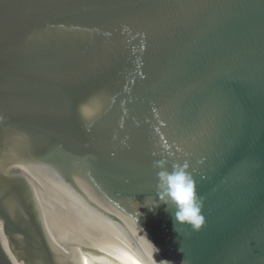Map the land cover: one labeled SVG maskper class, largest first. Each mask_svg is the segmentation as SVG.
I'll use <instances>...</instances> for the list:
<instances>
[{
    "label": "water",
    "instance_id": "water-1",
    "mask_svg": "<svg viewBox=\"0 0 264 264\" xmlns=\"http://www.w3.org/2000/svg\"><path fill=\"white\" fill-rule=\"evenodd\" d=\"M187 162L199 230L155 197ZM264 264V0H0V264Z\"/></svg>",
    "mask_w": 264,
    "mask_h": 264
},
{
    "label": "clouds",
    "instance_id": "clouds-1",
    "mask_svg": "<svg viewBox=\"0 0 264 264\" xmlns=\"http://www.w3.org/2000/svg\"><path fill=\"white\" fill-rule=\"evenodd\" d=\"M156 169L155 177V197L158 203L167 206L170 210L174 221V231L177 232V224H186L193 230H199L205 218L202 212L203 199L196 192V182L192 173L188 170L187 162H175L168 166V161L164 158L157 159L153 162ZM148 244V264H173L172 261L155 260V255L159 249L147 238Z\"/></svg>",
    "mask_w": 264,
    "mask_h": 264
}]
</instances>
